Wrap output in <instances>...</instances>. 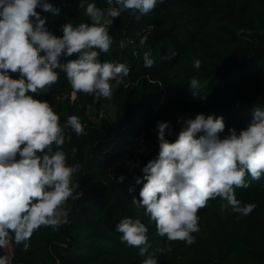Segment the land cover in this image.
<instances>
[{
  "label": "trees",
  "instance_id": "1",
  "mask_svg": "<svg viewBox=\"0 0 264 264\" xmlns=\"http://www.w3.org/2000/svg\"><path fill=\"white\" fill-rule=\"evenodd\" d=\"M48 2L60 9L59 15L37 11L47 17L48 29L58 37L63 36L66 23L90 22L79 0ZM86 2L107 8L106 0ZM250 3L249 7L236 0H162L144 16L122 13L109 25L114 41L109 52L100 56L101 61L126 63L130 68L129 76L113 92L112 116L89 117L87 105L100 108L108 100L97 101L94 94L83 92L70 100L65 93L71 86L67 87L64 75L49 91L34 95L52 106L62 126L69 116H77L86 126L80 136L64 129L66 136L71 135L64 145L67 163L79 165L73 183H79L84 195L67 202L72 205L67 224L55 230L41 226L26 251L22 244L10 241V264H141L146 256L122 242V234L115 231L125 217L139 218L146 225L149 253H156L158 264H264V176L256 181L246 175L249 186L235 189L242 205H256L247 216L231 209L222 212L224 202L219 197L209 200L197 213L200 231L192 234L195 243L191 245L159 236L145 210L132 204L143 186V181L136 184L135 177L143 176L142 167L159 152L158 138L150 131L158 121L170 122L173 134L166 139L174 141L181 116L222 115L223 138L229 128H245L254 107H264V0ZM145 51L154 60L151 68L144 67ZM172 52L175 57L164 59ZM195 59L201 61L199 70L192 67ZM192 78L199 81V96L190 89ZM122 127L144 131L153 141L150 151L141 156L139 168H111L114 156L106 145ZM121 175L124 181L116 182ZM130 187L134 191L129 192ZM0 256H6L4 248Z\"/></svg>",
  "mask_w": 264,
  "mask_h": 264
},
{
  "label": "clouds",
  "instance_id": "2",
  "mask_svg": "<svg viewBox=\"0 0 264 264\" xmlns=\"http://www.w3.org/2000/svg\"><path fill=\"white\" fill-rule=\"evenodd\" d=\"M159 2L106 0L107 8H100L79 0L90 22L66 23L58 37L48 29L47 17L37 11L59 15L60 9L48 0H0V249L13 241L26 251L41 226L55 230L67 224L72 212L67 202L84 195L79 183H73L79 165L67 163L64 145L71 135L66 136L64 129L80 136L86 126L77 116H69L62 126L52 106L34 95L50 90L59 69L74 91L94 94L97 101L110 98V81L119 85L130 68L100 59L114 42L109 25L125 12L147 15ZM175 56L172 52L164 59ZM143 61L146 68L154 65L150 51L143 53ZM192 67L199 70L201 61L193 60ZM12 73L19 77L12 78ZM189 86L193 96H199L196 78ZM178 123L177 138L169 141L170 122H157L159 152L142 167L143 176L135 177L136 184L143 181V186L132 204L145 210L159 236L191 245L192 234L200 231L197 213L209 200L219 197L224 202L222 212L231 209L241 216L255 209V204L242 205L235 189L249 186L246 175L256 181L264 176V107H254L247 126L229 128L223 138L222 115L199 113L194 119L178 118ZM71 151L75 154L76 149ZM124 179L121 175L116 182ZM115 231L122 234V242L146 256L141 264H158L156 253H149L148 228L141 219L125 217ZM0 264H9L7 256H0Z\"/></svg>",
  "mask_w": 264,
  "mask_h": 264
},
{
  "label": "rangeland",
  "instance_id": "3",
  "mask_svg": "<svg viewBox=\"0 0 264 264\" xmlns=\"http://www.w3.org/2000/svg\"><path fill=\"white\" fill-rule=\"evenodd\" d=\"M238 3L248 4L250 7L252 0H236ZM58 72V76L61 77L64 75L66 78V74L59 69L56 70ZM70 84H67L69 87ZM117 84H112V95L114 90L116 89ZM66 96L69 97L70 100H74L78 95V92L74 91L71 87L65 93ZM112 95L108 98L106 105L98 108L95 106L87 105L86 113L91 118H96L98 115H113L114 106L112 105ZM180 118H184L181 116ZM172 126V125H171ZM173 129V128H172ZM151 133L157 138V127L150 128ZM153 146V141L151 138L146 135L144 131H132L128 127H122L118 130L116 137H113L111 141L106 145L108 151H110L113 156V163L111 168H132V167H140L141 156L148 153ZM6 250V256L8 258L10 264V256H11V245L10 243L4 248Z\"/></svg>",
  "mask_w": 264,
  "mask_h": 264
}]
</instances>
